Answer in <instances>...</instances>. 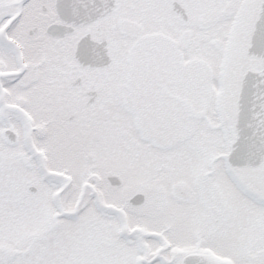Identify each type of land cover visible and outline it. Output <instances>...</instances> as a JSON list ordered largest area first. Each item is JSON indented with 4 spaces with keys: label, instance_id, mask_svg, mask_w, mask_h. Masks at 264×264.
Masks as SVG:
<instances>
[{
    "label": "flooded vegetation",
    "instance_id": "af4514ba",
    "mask_svg": "<svg viewBox=\"0 0 264 264\" xmlns=\"http://www.w3.org/2000/svg\"><path fill=\"white\" fill-rule=\"evenodd\" d=\"M3 1L12 5L0 16V181L11 186V195L23 206L38 201L45 217L52 212L68 217L90 207L98 229L111 234L100 241V252L105 246L114 252L121 240L131 257L126 255L139 264H180L187 254L256 263L264 250L257 230L264 228V205L245 199V217H252L255 230L230 244L220 242L228 226V198L221 179H214L217 159L207 163L203 178L177 184L167 198L163 190L151 197L149 189L125 191L113 163L101 166L95 153L122 122L154 140L193 132L198 119L205 130L220 127L212 124V101L210 109L191 106L200 96L197 85L211 78L209 68L180 58L222 53L237 31L242 50L261 0H115L107 15L79 26L57 18L54 0ZM50 25L68 33L52 36ZM77 46L85 59L103 50L106 65L78 63ZM113 175L122 178V186L108 183ZM135 194L142 195L140 205L130 204Z\"/></svg>",
    "mask_w": 264,
    "mask_h": 264
},
{
    "label": "rangeland",
    "instance_id": "374dc122",
    "mask_svg": "<svg viewBox=\"0 0 264 264\" xmlns=\"http://www.w3.org/2000/svg\"><path fill=\"white\" fill-rule=\"evenodd\" d=\"M3 7L7 6L0 5V16ZM183 59L184 62L196 60L195 66L202 70L209 68L210 80L197 85L200 96L198 95V100L191 101L192 108L196 110L208 109L211 101L212 104L215 102L219 89L220 69L217 64L223 59V55L207 50L187 53L184 58H180L182 62ZM216 119V116L212 117L214 126L217 124ZM193 123L197 126L195 131L180 132L174 139L172 134L162 133L164 135L161 139L156 137L158 140L155 139L156 143H153L147 141V136L144 134L128 131L125 123L122 122L119 124L120 127L117 126L107 132L103 144L96 145L99 148L95 155L101 166L105 168L113 163L116 173L125 182L123 188L125 191L130 188L149 189L151 197L152 193L161 195L159 190H163L169 198L177 184L187 183L190 186L192 179L203 178L202 174L208 171L207 163L210 159L225 154L228 149L230 138L227 133H223L224 130H221L223 132L214 128L205 130L200 119L193 120ZM113 129L115 131L112 134ZM68 151L74 157L78 155L73 149ZM218 161L214 164V179H221L220 184L225 186L224 192L228 198V202L225 203L228 226L225 230L226 235H219V239L220 242L226 241L230 244L243 232L247 234L248 230L255 229L250 225L252 217H245L248 213L243 206V203H246L245 198L236 188L234 180L228 176H221L226 169L218 170L216 168ZM244 174H247L246 177L249 179H261L264 185V173L257 176V173L247 171ZM1 175L0 179L3 177ZM8 187L11 186L0 181V264H139L130 258L128 246L120 242L121 240L117 241L114 252H109L107 246L104 247L103 252H100L98 247L100 241L110 237L111 234L109 230L103 233L98 229L94 212L90 207H83L73 213L69 211L72 214L70 217H61L55 212L45 217V211L38 209L40 206L36 203L38 201L31 200L29 205L23 206L11 195L12 193L9 192L11 189ZM77 194L76 184V189L70 197L72 205L77 199ZM248 205L251 206L249 203ZM169 210L173 212V206ZM169 214L173 216L172 213ZM256 214L258 213L254 212V215ZM263 229L257 227L261 239L264 237ZM111 230L115 231L118 237L117 232L120 231L118 222L114 231ZM151 245L156 247L158 242ZM262 252L256 263L251 264H264Z\"/></svg>",
    "mask_w": 264,
    "mask_h": 264
},
{
    "label": "water",
    "instance_id": "95a60500",
    "mask_svg": "<svg viewBox=\"0 0 264 264\" xmlns=\"http://www.w3.org/2000/svg\"><path fill=\"white\" fill-rule=\"evenodd\" d=\"M112 3L113 0H57V9L64 21L76 25L104 16ZM242 52L246 57L258 60L259 69L253 70L251 62L241 65L236 76L237 85L229 99V106L236 109V125L229 151L223 159L232 169L256 168L264 163V0L259 4ZM76 57L85 65L95 64L93 58L85 61L77 54ZM110 181L120 185L116 177ZM181 264L227 263L206 255L190 254L182 258Z\"/></svg>",
    "mask_w": 264,
    "mask_h": 264
}]
</instances>
